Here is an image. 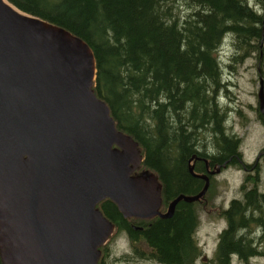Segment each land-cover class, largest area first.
I'll use <instances>...</instances> for the list:
<instances>
[{"label": "trees", "instance_id": "trees-1", "mask_svg": "<svg viewBox=\"0 0 264 264\" xmlns=\"http://www.w3.org/2000/svg\"><path fill=\"white\" fill-rule=\"evenodd\" d=\"M8 1L89 45L96 66L94 93L108 105L116 128L138 142L143 160L135 174L147 169L158 177L163 208L179 194L203 188L204 180L189 172L191 157L197 173L227 165L252 169L254 175L246 174L240 186L242 197L219 213L226 225L212 261L232 264L235 256L247 262L264 255L257 245L264 244L259 168L243 161L241 138L226 126L229 106L220 102L229 82L219 48L230 42L234 61L264 37V14L251 0ZM197 202L181 200L171 217L139 222L142 229H134L110 199L97 207L115 225V234L125 232L145 245L151 260L192 264L199 256ZM141 246L136 247L144 250ZM101 248L107 256L109 245Z\"/></svg>", "mask_w": 264, "mask_h": 264}, {"label": "water", "instance_id": "water-1", "mask_svg": "<svg viewBox=\"0 0 264 264\" xmlns=\"http://www.w3.org/2000/svg\"><path fill=\"white\" fill-rule=\"evenodd\" d=\"M9 4L0 0L1 263L98 264L114 225L97 203L112 200L124 217L169 218L179 201L201 200L220 167L197 173L191 157L203 188L161 212L158 177L134 174L138 142L94 93L89 45ZM258 98L264 121L262 80Z\"/></svg>", "mask_w": 264, "mask_h": 264}, {"label": "rangeland", "instance_id": "rangeland-1", "mask_svg": "<svg viewBox=\"0 0 264 264\" xmlns=\"http://www.w3.org/2000/svg\"><path fill=\"white\" fill-rule=\"evenodd\" d=\"M249 4L259 13L264 14V3L251 0ZM219 50H221L218 56L222 64L223 78L229 82L226 94L222 93L220 96L221 104L229 106L226 126L230 132L241 138L240 151L244 162L255 163L259 156L257 160L258 188L264 190V121L261 118L258 98L261 80L264 86V37L252 52L234 61H232L233 47L230 42H226ZM246 174L253 176L254 171L252 169L245 171L240 166L227 165L221 168L219 173L211 175L207 192L196 206L198 225L194 232V238L199 249L201 248L202 254H206L211 259L202 262L199 258L197 264H214L212 259L218 235L226 225L224 218L219 213L228 207L233 198L242 197L240 186L244 182ZM247 185H251V183H247ZM256 234L258 236L260 232L257 231L255 236ZM257 242L259 241L257 240ZM127 243L124 234L115 240L111 239L108 255L102 257L105 264H155L154 262L126 260L128 258L123 254H127L129 250ZM257 245L264 247V244ZM232 264H264V255L252 256L247 262L241 261L235 256L232 259Z\"/></svg>", "mask_w": 264, "mask_h": 264}, {"label": "flooded vegetation", "instance_id": "flooded-vegetation-1", "mask_svg": "<svg viewBox=\"0 0 264 264\" xmlns=\"http://www.w3.org/2000/svg\"><path fill=\"white\" fill-rule=\"evenodd\" d=\"M258 158H259V156H258ZM258 158L256 159L255 164H257ZM193 202H195V201H193ZM198 203L199 202H197V205H198ZM167 207H168V205H167ZM167 207H166V209H167ZM160 209H161V212L166 211V209L163 208V206H161V204H160ZM126 218H128V220L130 221V224L133 226L134 229H142V226H140V225L137 226V224L139 222H142V221L146 222V220H144V219H137V218H130V217H126ZM122 234H124V236L126 237V240L128 242L127 244H128L129 250H128L127 254H123V255H126V257L128 258L126 260L133 261V262H148V263L154 262L155 264H162L161 261L151 260L148 257V253L144 252V251H146V246L144 245V247H142L141 246V245H143L142 243L131 241V239H129L127 233H125V232L116 233V234H114V237L112 239L115 240L117 237L121 236ZM136 246H141L144 250L138 249ZM197 246L199 248L198 243H197ZM216 247H217V245H216ZM215 250H216V248H215ZM214 253H215V251H214ZM199 258L202 260V262H207L208 259H211V258H208L206 254H204V253L202 254L201 248L199 249V256L195 258V260L192 262V264H197V261L199 260ZM213 258H214V256H213ZM101 262H103L101 264H105L104 261H101Z\"/></svg>", "mask_w": 264, "mask_h": 264}, {"label": "bare ground", "instance_id": "bare-ground-1", "mask_svg": "<svg viewBox=\"0 0 264 264\" xmlns=\"http://www.w3.org/2000/svg\"><path fill=\"white\" fill-rule=\"evenodd\" d=\"M5 1V0H4ZM6 3H8L7 1H5ZM10 5V4H9ZM12 6V5H11ZM14 9H16L14 6H12Z\"/></svg>", "mask_w": 264, "mask_h": 264}]
</instances>
